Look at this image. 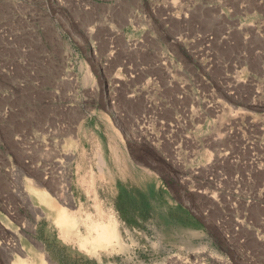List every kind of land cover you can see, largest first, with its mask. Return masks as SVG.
Segmentation results:
<instances>
[{
  "label": "rangeland",
  "instance_id": "1",
  "mask_svg": "<svg viewBox=\"0 0 264 264\" xmlns=\"http://www.w3.org/2000/svg\"><path fill=\"white\" fill-rule=\"evenodd\" d=\"M35 257L264 264V0H0V264Z\"/></svg>",
  "mask_w": 264,
  "mask_h": 264
},
{
  "label": "bare ground",
  "instance_id": "2",
  "mask_svg": "<svg viewBox=\"0 0 264 264\" xmlns=\"http://www.w3.org/2000/svg\"><path fill=\"white\" fill-rule=\"evenodd\" d=\"M93 66H94L95 71H96L95 76L93 77V90L97 94V98L99 97L100 101L104 104L103 106H104L105 112L109 116H111L113 125L118 129V131L119 130L121 131L123 138H126V139L131 138L129 136V132L127 131V129L122 124L121 119H119V117H118L117 113L115 112L114 108L112 107L111 103L108 101L109 92H108V89L106 90V88L103 85V82L99 76V70H98L96 64L93 63ZM40 186H41V184H40ZM77 187H78V185L75 187V189H77ZM32 191H33V194L35 196V200L39 204L43 205L45 208L48 209L49 215L51 213L53 214V216H52V217H54L53 220L58 225V227L63 229V228L73 227L76 225L75 215L69 214L67 211H65V208L63 206L57 205L53 200L48 199V197L44 196L42 193H38L34 190H32ZM60 191H62L65 194L66 201L70 202V196H69L68 188L63 187V189H60ZM188 205L193 210L197 211L190 204H188ZM85 220H86V218H85ZM91 223H92V221H91ZM81 224L83 226H85V222L82 221ZM112 228H113L112 222H110L108 224H105V223L94 224L93 223V224H90L89 227L85 226L86 236H84L83 238L81 237L82 239H79L80 240L79 246L85 249V248H87L88 244H90L92 247L111 244V242H113V238H114ZM13 264H44V262H43L42 257H35L34 260H32V262H27L25 260L18 258V259H15Z\"/></svg>",
  "mask_w": 264,
  "mask_h": 264
},
{
  "label": "crops",
  "instance_id": "3",
  "mask_svg": "<svg viewBox=\"0 0 264 264\" xmlns=\"http://www.w3.org/2000/svg\"><path fill=\"white\" fill-rule=\"evenodd\" d=\"M109 48H111V47H109Z\"/></svg>",
  "mask_w": 264,
  "mask_h": 264
}]
</instances>
